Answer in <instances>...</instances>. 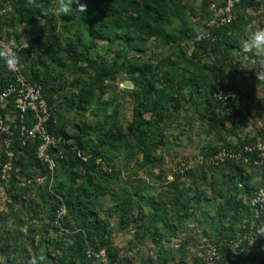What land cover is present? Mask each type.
I'll use <instances>...</instances> for the list:
<instances>
[{"label": "rangeland", "instance_id": "374dc122", "mask_svg": "<svg viewBox=\"0 0 264 264\" xmlns=\"http://www.w3.org/2000/svg\"><path fill=\"white\" fill-rule=\"evenodd\" d=\"M9 1L12 8L0 16V28L20 45L28 43L29 73L42 76L52 65L39 57L34 44L49 22L85 55L74 61L59 53L63 67L54 66L63 84L52 95L54 105L68 104L57 115L62 142L47 153L53 167L38 156V140L17 146L16 134L13 167L4 177L0 135V264H64L74 234L66 235L54 218L52 196L58 189V196L69 200L80 185L88 189L101 219L93 244L106 250L111 264H203L209 244L225 238L242 240V246L233 254L222 248L215 264H264V234L258 235L264 232V218L256 233L238 227L252 192L264 182V158L255 152L214 162L222 150L238 152L264 140V80L257 78L264 74V55L242 51L249 25L264 28V0H242L236 6L235 19L222 36L226 62L218 60L217 36L207 24L211 4L224 0H168L163 26L175 38L152 37L142 50L131 49L124 39L93 38L77 14H45L55 0ZM102 69L111 73L101 75ZM221 91L228 95L221 109L223 128L207 104ZM140 108L145 120L162 122L166 131L163 143L146 154L136 136L143 124ZM77 148L82 156L100 155L114 172L90 169L74 154ZM152 196L167 200L182 215L179 222L172 211L168 214L176 219L175 231L163 234L167 223L155 211ZM125 199L132 201L130 211L139 206L127 227ZM227 203L240 220L224 217ZM154 217L157 226L148 231L144 224ZM95 259L91 264H103Z\"/></svg>", "mask_w": 264, "mask_h": 264}, {"label": "trees", "instance_id": "16d2710c", "mask_svg": "<svg viewBox=\"0 0 264 264\" xmlns=\"http://www.w3.org/2000/svg\"><path fill=\"white\" fill-rule=\"evenodd\" d=\"M5 1L11 4V1L9 0ZM81 3H87L88 8L86 13H77V19L87 23L90 29V34L93 38L102 40L124 39L129 47L135 50H142L145 47L146 42L152 37L166 38L168 40L175 38L173 35L167 33L163 26V22L166 19L168 12V0H84ZM232 23L214 30V35L217 36L215 39L216 46L214 50L218 60L221 62H226L228 60L227 44L223 40L222 36L225 34L227 27ZM57 29L56 23L49 22L47 28L43 29L44 32L41 33L43 38L36 39L35 43L33 42L38 48L39 57L49 58L52 62V65L47 67V70L42 76H39L36 71H32L31 73L28 71L29 45L27 47L20 45V43L17 41L18 38L14 35L8 34L5 29L0 28V35L3 30H5V33L8 37H13V45L17 51L18 64L23 66V70L30 80L41 83L52 114V119L48 123V130L51 134L60 137L61 143L63 137L62 133L58 130L59 120L57 115L59 114L60 109L68 103L63 101L62 103L58 104L57 107L54 105L55 99L52 95L56 92H59L63 88V84L61 82L62 77L55 72L54 66L56 68L63 67L62 62L57 59L59 53L74 61L83 59L85 54L77 50L74 41H63L62 37L57 33ZM0 59L4 64V74L3 76L0 74V83L6 85L11 80L12 73L8 70L6 56L1 50ZM100 73L101 75L107 76L111 73V71L102 69V72ZM78 83L79 80H76L75 84ZM221 92L223 96H226L227 92ZM227 100L228 99H226V101ZM70 101L74 103V97H71ZM224 102V99L220 98L219 95H217L215 98L207 99L208 107L215 120V123L218 124L219 128H223V120L226 116L223 114V111H221ZM137 114L139 118L143 120V124L138 127L136 136L139 140L142 152L146 154L156 150L158 146L163 143L166 132L165 125L162 122L155 120H145L143 118L144 109L142 108L138 110ZM21 143V139H19L17 136V146H21ZM60 143L58 145H60ZM23 147L26 148L25 146ZM74 154L83 164L89 165L90 169L94 170L95 172H105L107 174L114 172V170L111 168L108 170L105 169L104 166L106 162L103 157L98 154H87L82 156L78 148L75 149ZM229 160L230 159L227 161ZM56 192L57 194L54 197L52 196L51 201L53 216L54 218H57L58 222L61 223L62 229L66 235L70 234L68 231H71L74 234L73 243L67 252L68 260L64 261V264H69L70 262H75L76 260H82L85 264L93 263L96 260V257L89 256L88 252L92 246V249L101 250L96 249V244H93L95 243V231L99 228L98 226L101 222V219L91 204L88 189L80 185L74 190V193L69 200L58 196V194H61L58 189ZM254 192H252L251 196L254 194ZM150 198V200L153 201V204L155 202V211H157L160 218L167 223L165 224L163 234L166 231L168 233V230L172 232L175 231V227L173 226L175 223L172 221V219L178 218L180 222V220L183 219L182 215L170 209L167 200H157L153 196ZM143 199L146 200L147 197H143ZM128 201L129 203H132L131 199H125L123 201V204H126L128 207L126 211L127 221L123 223L126 227L131 224V221H133L132 216L135 212L134 210H138L139 208V206L135 208L132 205V210L130 211L131 206L128 205ZM133 202L137 203L134 197ZM163 202L168 204V209L162 205ZM62 206H65L66 212L63 215H59V210ZM233 209L234 207L232 205H229L228 203L225 205L222 212L226 219H238L237 212H233ZM170 211L173 212V215L171 216H175V218H168V214H171L169 213ZM155 218L156 217H154V220L151 219V221H149V223L146 225L144 224V227L148 231L152 230V226H157V221ZM263 218L264 208L260 218L256 222V225H252V221L254 219L253 211L248 202L245 215L241 221H239L240 223L238 227H243L245 229V233H256L263 223ZM214 244L217 245L220 255L222 248H224L229 254H233L235 250L242 246V240L233 241L225 238L222 241L216 242Z\"/></svg>", "mask_w": 264, "mask_h": 264}, {"label": "built area", "instance_id": "2783aa9c", "mask_svg": "<svg viewBox=\"0 0 264 264\" xmlns=\"http://www.w3.org/2000/svg\"><path fill=\"white\" fill-rule=\"evenodd\" d=\"M241 0H224L222 3H212L210 6V18L208 26L212 31L219 29L232 23L235 19V8ZM11 5L5 0H0V16L11 10ZM13 37H8L5 30L0 35V50L5 53H12L17 58V51L14 48ZM25 47L28 46L26 42ZM6 56L8 64V56ZM8 70L12 73L11 80L3 85L0 83V135L4 137L3 150L5 160L2 163V173L4 177L12 170L15 152L13 150V138L18 133L23 145L28 141L38 140L40 146L38 148V156L45 159L54 166L53 160L50 159L48 150L57 146L61 138L51 134L48 130V123L52 119L49 103L43 92V87L38 81L30 80L23 70V66L17 62L13 63ZM220 98L224 101L227 98L221 94ZM258 153L264 158V140L259 141L255 145H244L240 151L232 149L222 150L214 156V162H222L226 159L242 156L243 153ZM198 162L204 160L203 156H198ZM100 161V160H99ZM106 170L109 168L104 166ZM249 205L253 211L252 225L255 226L260 218L264 208V182L258 187L249 200ZM66 212L65 206L59 210V215ZM89 256H95L102 260L103 264H111L105 249L96 252L90 249ZM220 253L216 244L210 243L204 254L203 264H215L219 259Z\"/></svg>", "mask_w": 264, "mask_h": 264}, {"label": "clouds", "instance_id": "9594fccd", "mask_svg": "<svg viewBox=\"0 0 264 264\" xmlns=\"http://www.w3.org/2000/svg\"><path fill=\"white\" fill-rule=\"evenodd\" d=\"M87 3H81V0H55L54 5L48 11L56 17L75 16L77 13H86ZM242 51L246 54L264 55V28L257 27L254 23L249 25L248 36L242 43ZM8 56V64L11 68L14 62L18 63L14 54L5 52ZM257 78L264 80V74H257ZM264 234V232L258 235Z\"/></svg>", "mask_w": 264, "mask_h": 264}]
</instances>
